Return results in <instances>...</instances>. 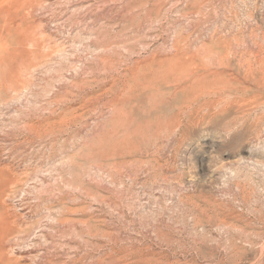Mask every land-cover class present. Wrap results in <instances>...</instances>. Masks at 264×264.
I'll return each mask as SVG.
<instances>
[{
  "label": "rangeland",
  "instance_id": "1",
  "mask_svg": "<svg viewBox=\"0 0 264 264\" xmlns=\"http://www.w3.org/2000/svg\"><path fill=\"white\" fill-rule=\"evenodd\" d=\"M0 264H264V0H0Z\"/></svg>",
  "mask_w": 264,
  "mask_h": 264
},
{
  "label": "bare ground",
  "instance_id": "2",
  "mask_svg": "<svg viewBox=\"0 0 264 264\" xmlns=\"http://www.w3.org/2000/svg\"><path fill=\"white\" fill-rule=\"evenodd\" d=\"M173 69V68H172ZM172 69H170V68H166V69H164V71H165V73H169V72H171L172 71ZM141 79H143V78H145V74H141L140 76H139ZM150 78H152V75H150L149 76V79ZM146 79V78H145ZM145 79H143V80H145ZM142 81V80H141ZM201 82L203 81V80H200ZM208 83V82H207ZM142 84V83H141ZM201 84V83H200ZM202 85V84H201ZM204 87V86H203Z\"/></svg>",
  "mask_w": 264,
  "mask_h": 264
}]
</instances>
